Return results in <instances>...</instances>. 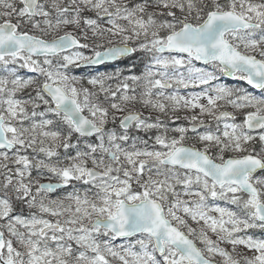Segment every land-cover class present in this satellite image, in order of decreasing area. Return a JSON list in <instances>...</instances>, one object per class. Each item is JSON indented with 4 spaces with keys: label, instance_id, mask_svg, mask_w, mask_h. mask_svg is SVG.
<instances>
[{
    "label": "snow or ice",
    "instance_id": "6c2138e0",
    "mask_svg": "<svg viewBox=\"0 0 264 264\" xmlns=\"http://www.w3.org/2000/svg\"><path fill=\"white\" fill-rule=\"evenodd\" d=\"M0 264H264V0H0Z\"/></svg>",
    "mask_w": 264,
    "mask_h": 264
},
{
    "label": "rangeland",
    "instance_id": "374dc122",
    "mask_svg": "<svg viewBox=\"0 0 264 264\" xmlns=\"http://www.w3.org/2000/svg\"><path fill=\"white\" fill-rule=\"evenodd\" d=\"M227 82L230 83V84H234L235 83L234 81L230 82L228 79H227Z\"/></svg>",
    "mask_w": 264,
    "mask_h": 264
}]
</instances>
